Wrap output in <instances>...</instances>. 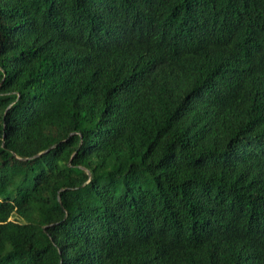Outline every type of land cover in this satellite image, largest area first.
<instances>
[{
    "label": "trees",
    "instance_id": "16d2710c",
    "mask_svg": "<svg viewBox=\"0 0 264 264\" xmlns=\"http://www.w3.org/2000/svg\"><path fill=\"white\" fill-rule=\"evenodd\" d=\"M0 264H264V0H0Z\"/></svg>",
    "mask_w": 264,
    "mask_h": 264
}]
</instances>
